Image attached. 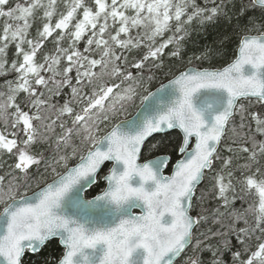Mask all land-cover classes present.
Segmentation results:
<instances>
[{
	"label": "snow or ice",
	"instance_id": "6c2138e0",
	"mask_svg": "<svg viewBox=\"0 0 264 264\" xmlns=\"http://www.w3.org/2000/svg\"><path fill=\"white\" fill-rule=\"evenodd\" d=\"M249 8L261 16L249 18L231 62L194 66L211 64L208 48L152 92L165 50L183 64L191 26L230 21L228 0H0V264H23L54 237L64 249L57 264H225V251L232 264H264V0L240 15ZM65 89L70 99L54 102ZM137 98L145 114L119 120ZM169 129L182 134L183 158L165 176L170 158L138 161ZM106 162L107 187L84 199ZM41 164L53 179L33 190L27 178ZM206 175L210 188L197 198ZM237 185L255 194L247 207L235 206ZM209 196L213 209L203 206ZM209 222L220 228L201 232Z\"/></svg>",
	"mask_w": 264,
	"mask_h": 264
},
{
	"label": "trees",
	"instance_id": "16d2710c",
	"mask_svg": "<svg viewBox=\"0 0 264 264\" xmlns=\"http://www.w3.org/2000/svg\"><path fill=\"white\" fill-rule=\"evenodd\" d=\"M89 3H91V0H88ZM205 0H197V3L203 5ZM250 5V0H228V15L231 17V20L229 21L227 18L222 17L218 22L215 24H206L203 27L200 25L194 23L191 26V34L184 42V48H183V64H181L180 61L175 60L174 58H169L167 56V52L170 50H165L166 54L164 57V67L160 70L156 71V79H154L150 84H147L146 87L149 91H153L155 88L160 86L162 83L170 80L172 78V74H178V70H183L187 67V60L190 57H195L205 51L208 48H211L215 55L213 56V59L211 61V64H209L207 61H205L203 64L199 61L193 60V65L197 67H223L226 66L227 63L231 62V60L234 58L235 52L237 50V46L239 43L240 38L244 35V26L248 23V20L250 17L255 18L259 22V18L261 16L260 10H249L243 15H240V9L242 6ZM60 10H63V4L59 5ZM55 19V18H54ZM3 20L0 19V25H2ZM37 24H39V21L36 22V24L33 25L32 29H30V38L34 37L36 34V27ZM254 34V33H253ZM83 47V42H81V48ZM52 48L51 42H46L45 45V51H48ZM14 52L15 48L14 46H10L9 48V61H11L14 58ZM169 69H171V73L169 72ZM13 76H9L8 79H12ZM3 83V78H0V84ZM3 90V89H0ZM143 91V90H141ZM70 90L65 89L64 95L59 98H54V102H59L62 104L65 100L70 99ZM243 103H248L247 101H242ZM140 100L137 98L135 100L134 104H130L127 106V110L124 114L119 116V120L130 118L134 115V113L140 108ZM252 106L254 110H261V106L259 104H256L255 101L252 102ZM236 125H239V117L237 116L235 119ZM231 127V126H230ZM231 135V132H229V136ZM181 138V135L179 132H170L165 135H158L152 138L145 146L142 152L141 159L142 161L148 160L150 158L156 157V156H162L166 155L170 157V164L167 168L166 173H170L172 166L181 158L180 154H178L175 151V145ZM258 139H264V137H257ZM227 143H231V141H227ZM239 143V141H238ZM151 144H157L158 147L156 149H150L148 146ZM233 147H236V145H232ZM221 152L224 156L230 155V153L226 152L224 150V144L221 145ZM46 157L51 159V157L54 155V153L51 150L45 151ZM244 155L240 154V158L235 161V163L242 164L244 163ZM8 163H12L10 159L5 157ZM219 161L216 162L217 167H219ZM75 161H70L69 167L74 166ZM109 169V166H106L100 177L98 178L97 184L87 193V197L91 198L97 194L100 193V191L106 187V183L103 182L102 178L103 175L107 172ZM7 169L0 168V175H3L4 172ZM60 171H63V169H58ZM236 177L238 179H241L240 171H236L235 173ZM53 178L50 171L45 172V166L44 164H41L39 167V170H37L35 167L32 169L30 176L27 178L28 183H30L34 188L36 183L39 181L40 186L44 185L46 182L50 181ZM260 178L259 176L257 177ZM208 188H210V177L206 175L205 180L202 184V186L198 189L196 197L198 198L201 194V192L206 191ZM240 185H237V193L239 196L244 197L243 200L238 199L236 201V207L242 208L247 207L248 203H253L256 199L254 193H245L240 192ZM197 204V200L195 199L194 205ZM205 208L213 209L217 206V202L209 196L204 205ZM2 206H0V211H2ZM200 211L199 207H194L192 214L195 215L197 212ZM226 223V221H225ZM208 227L213 228V230H217L220 228V225L218 224H211L209 222L208 224H205L201 227L200 231H205ZM232 244L234 245L233 250H241L240 246L238 245L237 241L235 240V237H230ZM213 243H216V240L212 241ZM255 243V241H253ZM63 249L60 247L58 241L53 240L49 242L39 254L36 255H30L26 254L23 264H57L58 260L63 254ZM203 258L205 260L210 258V253H204ZM223 259L225 261V264H232V254L229 251H225L223 254ZM183 257L178 260L175 264H180L182 262Z\"/></svg>",
	"mask_w": 264,
	"mask_h": 264
},
{
	"label": "water",
	"instance_id": "95a60500",
	"mask_svg": "<svg viewBox=\"0 0 264 264\" xmlns=\"http://www.w3.org/2000/svg\"><path fill=\"white\" fill-rule=\"evenodd\" d=\"M172 79V78H171ZM169 81V80H168ZM168 81H166L165 83H163V84H167L168 83ZM159 88V87H158ZM158 88H156L154 91H152V92H156L157 91V89ZM145 114V110H144V108L141 106L138 110H137V112L132 116V117H130L129 119H127V120H132L133 118H138L139 116H142V115H144ZM150 114V113H149ZM179 132L180 133V131H179V129H169V130H165L164 132H161V133H156V134H154L152 137H150L149 138V140L146 142V144L152 139V138H154L155 136H158V135H165V134H168V133H170V132ZM180 135H182L181 133H180ZM192 143V145L194 146V143H195V141H194V139H193V141L191 142ZM189 150H191V149H189ZM142 152H143V150H142ZM141 156H142V154H141ZM163 157H168V158H170L169 156H166V155H162ZM181 156V155H180ZM154 158H156V157H153V158H150V159H154ZM183 157L181 156V158L180 159H182ZM150 159H148V160H150ZM148 160H146V161H144V162H142L141 161V157H140V159H139V163H145V162H147ZM170 164V159L168 160V163H167V165L164 167V169H163V174L165 175V176H170V175H172V173H173V170H174V166H175V164L172 166V170H171V173L170 174H166V171H167V168H168V165ZM106 165H109L110 167H111V162H106V164H105V166ZM104 166V167H105ZM104 169V168H103ZM102 172V171H101ZM101 174V173H100ZM100 174H99V176H100ZM98 176V177H99ZM205 180V179H204ZM204 180L198 185V187H197V189L198 188H200L201 186H202V184H203V182H204ZM104 181V180H103ZM105 183H106V181H104ZM50 183V182H49ZM96 184H94V185H92L91 187H86L81 193H80V196H82L84 199H88V200H90V199H92V198H87L86 197V194L91 190V188H93L94 186H95ZM106 187H107V183H106ZM196 193H197V191H196ZM194 202V201H193ZM133 211H134V213H136V214H139V212H140V209H133ZM53 240H56V241H58V243H59V245H60V247L63 249V246H62V244L60 243V240H59V238L58 237H54V238H52V239H50L47 243H46V245L49 243V242H51V241H53ZM45 245V246H46ZM44 246V247H45ZM44 247H42L38 252H36V253H32L31 251H26V253H25V255H24V257H23V260H24V258H25V256H26V254L28 253V254H30V255H36V254H39L41 251H42V249L44 248ZM64 250V249H63ZM180 258H178V260H179ZM177 260V261H178ZM177 261H174V264L177 262Z\"/></svg>",
	"mask_w": 264,
	"mask_h": 264
},
{
	"label": "rangeland",
	"instance_id": "374dc122",
	"mask_svg": "<svg viewBox=\"0 0 264 264\" xmlns=\"http://www.w3.org/2000/svg\"><path fill=\"white\" fill-rule=\"evenodd\" d=\"M52 179H53V178H52ZM52 179H51L50 181H52ZM50 181H48V182H46V183H49ZM42 186H44V185H42ZM42 186H41V187H42ZM33 190H38V189L34 188Z\"/></svg>",
	"mask_w": 264,
	"mask_h": 264
},
{
	"label": "bare ground",
	"instance_id": "6f19581e",
	"mask_svg": "<svg viewBox=\"0 0 264 264\" xmlns=\"http://www.w3.org/2000/svg\"><path fill=\"white\" fill-rule=\"evenodd\" d=\"M164 83H165V82H164ZM162 84H163V83H162ZM160 86H161V85H160ZM160 86H158V87H160ZM158 87H157V88H158ZM155 89H156V88H155ZM155 89H154V90H155ZM154 90H153V91H154Z\"/></svg>",
	"mask_w": 264,
	"mask_h": 264
}]
</instances>
